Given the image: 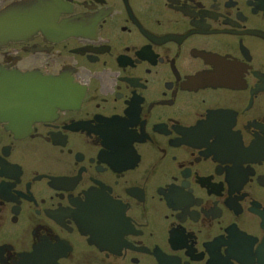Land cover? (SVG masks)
I'll return each instance as SVG.
<instances>
[{"label":"flooded vegetation","instance_id":"flooded-vegetation-1","mask_svg":"<svg viewBox=\"0 0 264 264\" xmlns=\"http://www.w3.org/2000/svg\"><path fill=\"white\" fill-rule=\"evenodd\" d=\"M0 264H264V0H0Z\"/></svg>","mask_w":264,"mask_h":264},{"label":"water","instance_id":"water-1","mask_svg":"<svg viewBox=\"0 0 264 264\" xmlns=\"http://www.w3.org/2000/svg\"><path fill=\"white\" fill-rule=\"evenodd\" d=\"M14 36V11H0V38H11Z\"/></svg>","mask_w":264,"mask_h":264}]
</instances>
